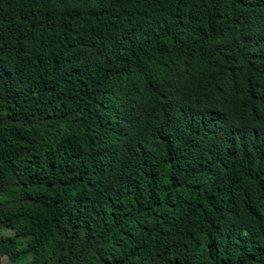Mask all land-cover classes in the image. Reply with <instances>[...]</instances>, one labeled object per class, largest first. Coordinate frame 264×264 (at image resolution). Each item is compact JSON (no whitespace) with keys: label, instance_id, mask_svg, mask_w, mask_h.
<instances>
[{"label":"trees","instance_id":"16d2710c","mask_svg":"<svg viewBox=\"0 0 264 264\" xmlns=\"http://www.w3.org/2000/svg\"><path fill=\"white\" fill-rule=\"evenodd\" d=\"M3 260L264 264V0H0Z\"/></svg>","mask_w":264,"mask_h":264},{"label":"rangeland","instance_id":"374dc122","mask_svg":"<svg viewBox=\"0 0 264 264\" xmlns=\"http://www.w3.org/2000/svg\"><path fill=\"white\" fill-rule=\"evenodd\" d=\"M29 260H30V258H29ZM29 260H27V261H29ZM2 264H7V263H6V261H5V260H3V261H2Z\"/></svg>","mask_w":264,"mask_h":264}]
</instances>
